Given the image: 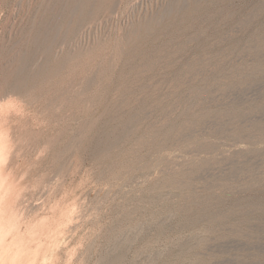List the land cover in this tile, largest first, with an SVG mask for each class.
Instances as JSON below:
<instances>
[{
  "label": "rangeland",
  "instance_id": "374dc122",
  "mask_svg": "<svg viewBox=\"0 0 264 264\" xmlns=\"http://www.w3.org/2000/svg\"><path fill=\"white\" fill-rule=\"evenodd\" d=\"M0 264H264V0H0Z\"/></svg>",
  "mask_w": 264,
  "mask_h": 264
}]
</instances>
